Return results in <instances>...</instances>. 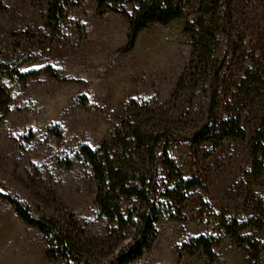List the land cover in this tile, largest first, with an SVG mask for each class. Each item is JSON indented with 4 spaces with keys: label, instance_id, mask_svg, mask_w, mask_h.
<instances>
[{
    "label": "rangeland",
    "instance_id": "374dc122",
    "mask_svg": "<svg viewBox=\"0 0 264 264\" xmlns=\"http://www.w3.org/2000/svg\"><path fill=\"white\" fill-rule=\"evenodd\" d=\"M51 2L0 0V61L20 72L50 67L55 74L1 80L9 104L6 110L0 105V193L22 201L37 217L77 225L95 256L108 260L132 239L135 227L121 232L100 214L97 182L80 150L100 148L127 121L154 118L182 136L171 142L170 158L198 181L169 203L146 253L129 264H264V158L255 170L252 157L264 124V91L237 107L246 139L218 146L187 139L202 103L192 106L191 95L172 97L191 59L186 27L200 0L191 1L182 19L142 31L129 53L122 52L129 33L123 12L132 15L134 4L119 0L102 13L96 0H68L66 18L53 31ZM224 3L229 25L223 54L227 74L238 79L257 58L264 62V0ZM157 178L166 180L167 172L160 169ZM135 202L123 199L125 215ZM253 217L256 225L243 236L259 247V260L225 230ZM200 237L214 242V260L195 250ZM0 264L65 263L50 260L44 235L0 199Z\"/></svg>",
    "mask_w": 264,
    "mask_h": 264
},
{
    "label": "trees",
    "instance_id": "16d2710c",
    "mask_svg": "<svg viewBox=\"0 0 264 264\" xmlns=\"http://www.w3.org/2000/svg\"><path fill=\"white\" fill-rule=\"evenodd\" d=\"M119 0H96L98 9L107 13L110 3ZM134 4V13L123 12L129 20L127 44L123 53L131 52L139 34L152 25L167 26L183 18L192 0H121ZM68 0H52L49 25L59 31L67 15ZM224 0H200L196 19L187 24L186 32L192 36L191 59L173 92V99L191 95L192 106L202 103L201 112L193 120L187 133L193 141L215 146L226 140H244L243 112L237 110L256 91H264V62L260 58L246 66L240 78L227 74V58L224 35L229 22L225 16ZM42 74L55 77L50 67L20 72L0 61V105L6 110L8 96L1 80L15 77L21 81ZM221 91V92H220ZM149 113V112H148ZM146 113V114H148ZM196 124V119H198ZM188 121V120H187ZM178 124L188 126V122ZM182 139L174 136L172 125L157 124L154 118L142 122L127 121L111 137L105 139L100 148H81L80 153L91 167L97 182L95 204L100 214L123 232L135 227L132 239L111 258L99 260L84 233L75 224H66L50 217H37L30 208L17 198L0 193V199L12 205L21 219L40 231L46 240V256L50 260L65 264H129L141 259L146 253L154 230L169 203L183 198V190L194 187L198 181L187 178L170 158L171 142ZM255 170H259L264 158V124L256 133L252 147ZM160 169L167 172L166 180L157 178ZM165 181V182H164ZM135 199L128 213L123 211V199ZM165 199L163 202L161 199ZM257 219V218H255ZM254 217L249 222H233L225 230L241 246H247L254 260H259V247L244 235L256 225ZM115 231V230H114ZM214 242L205 237L195 241V250H202L209 260H214Z\"/></svg>",
    "mask_w": 264,
    "mask_h": 264
}]
</instances>
